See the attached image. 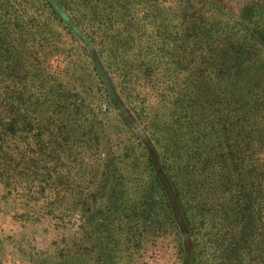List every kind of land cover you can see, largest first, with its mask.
Returning a JSON list of instances; mask_svg holds the SVG:
<instances>
[{
	"label": "trees",
	"instance_id": "16d2710c",
	"mask_svg": "<svg viewBox=\"0 0 264 264\" xmlns=\"http://www.w3.org/2000/svg\"><path fill=\"white\" fill-rule=\"evenodd\" d=\"M32 1L42 6L26 17L25 0H0V264L96 261L90 227L81 238L69 224L75 210L91 208L76 196L68 208L64 187L90 168L93 144L78 108L71 112L77 98L57 84L51 20L83 47L111 104L139 131L141 152L157 163L177 264H264V0H170L160 19L155 5L168 0H123L120 40L151 12L146 20L160 38L155 60L174 64L168 73L183 95L175 115L193 138L172 159L113 93L116 75L86 27L98 0Z\"/></svg>",
	"mask_w": 264,
	"mask_h": 264
},
{
	"label": "rangeland",
	"instance_id": "374dc122",
	"mask_svg": "<svg viewBox=\"0 0 264 264\" xmlns=\"http://www.w3.org/2000/svg\"><path fill=\"white\" fill-rule=\"evenodd\" d=\"M39 3L25 0V16L39 10L42 2ZM123 6V0H98L93 4L95 13L88 14L87 31L96 40L110 72L116 75L113 93L123 95L124 105L142 122H138L142 128L146 126V134L151 135L157 147H166L167 157L172 159L184 144L191 146L193 138L185 128L184 118L175 115L176 103L183 95H176L174 75L168 73L174 64L155 60L160 54V38L156 24L149 22L150 18L146 20L151 12L121 31L127 37L120 40L117 27L125 16ZM171 7L168 0L155 5L154 12L160 19ZM43 13L46 15L45 10ZM49 29L57 40L51 60L57 70L52 72L65 95L77 98V103L71 102V112L78 108L83 137L93 144L90 168L85 167L80 182L70 179L64 187L68 208L74 196L87 199L91 207L85 204L84 210H75L69 218L70 226L81 238L88 234L84 233L85 226L90 227V242L96 244L93 264H124L130 255L133 259L129 264H177L178 236L171 223L170 204L157 177V163L141 152L139 131L111 104L107 85L96 76L80 43L57 20H51ZM142 35L145 49L139 41ZM121 65L126 68L121 69ZM90 178L92 186L87 188Z\"/></svg>",
	"mask_w": 264,
	"mask_h": 264
}]
</instances>
